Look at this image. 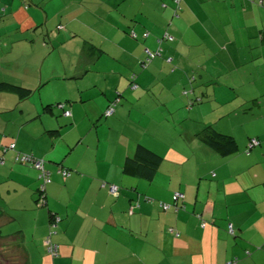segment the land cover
<instances>
[{"label": "crops", "instance_id": "1", "mask_svg": "<svg viewBox=\"0 0 264 264\" xmlns=\"http://www.w3.org/2000/svg\"><path fill=\"white\" fill-rule=\"evenodd\" d=\"M218 2L228 5L229 0ZM237 2L252 18L259 7L264 26V6ZM209 5L214 8L212 0H183L175 16L172 0H0V82L32 91L27 100L0 91V144L45 158L51 178L44 206L36 198L37 171L15 162L13 150L5 153L0 164V231L6 256L21 258L24 264H225L232 257L237 264H264L262 147L253 155L217 158L195 137L201 123L178 133L167 124L169 138L151 145L138 133L116 140L102 134L112 130L124 111L131 114L132 104L151 96V90L163 103L174 98L168 78L174 72H165L164 57L172 56L169 64H181L191 45L205 46L207 40L222 48V36L230 33L216 29L213 35ZM167 26L176 37L163 45L160 60L156 56L149 68H141L144 48L157 49V38ZM145 30L148 35L143 37ZM259 32L264 43V30ZM225 46L235 47L236 42L227 40ZM59 51L66 53L60 63L48 61ZM99 60L109 69L89 76ZM113 67L136 73L138 85L151 90L140 85L130 89ZM231 80L233 86L236 81ZM114 85L126 99L114 117L105 119ZM94 98L96 106H90ZM58 101L70 116L53 107ZM138 143L161 156L150 180L125 169ZM59 163L71 170L69 176L59 173ZM102 181L119 185L121 194L113 197ZM177 191L184 194L185 208L163 211L158 200L171 203ZM194 212L207 222L205 227ZM50 213L61 216L57 227L49 225ZM228 223L233 235L227 232ZM50 233L57 245L55 256L44 244Z\"/></svg>", "mask_w": 264, "mask_h": 264}, {"label": "rangeland", "instance_id": "2", "mask_svg": "<svg viewBox=\"0 0 264 264\" xmlns=\"http://www.w3.org/2000/svg\"><path fill=\"white\" fill-rule=\"evenodd\" d=\"M232 1L229 0L228 5H226L223 2L220 3L221 1L212 0L214 8L209 5V8L212 9L209 23L214 27L213 35L215 36L216 29L219 32L225 29L227 33H230L222 36L224 39V43H221L222 48H219L216 42L207 40L205 46L191 45L190 53H183L182 55L184 57V59L182 58L183 63H168V70L165 72H174L168 77L174 89V98L168 104L163 103V99L156 98V94L152 93L151 88L139 84L145 90H151L149 93L151 96L142 99L138 104L128 99L134 103L132 106H136L131 108V114L124 111L120 120L114 121L111 125L112 130L104 129L102 134L105 138L108 136L110 140H116L122 134L130 137L138 133L143 141L151 145L155 144L157 139L169 138L171 132L165 129L167 124H169L170 129H177L176 133H178L180 130L183 131L182 127L184 126L209 123L213 124L219 131L235 137L238 143V151L235 156H245L243 141L251 136L260 140V145L252 150L251 155L261 147L264 149V48L248 46L251 45V41L247 35V28L254 23L253 21L260 28L262 15L259 7H255L252 18L248 9L241 10L243 8L237 0L233 7ZM242 1H244L245 7L249 6V0ZM217 10L218 15L216 14ZM168 28L170 29L169 26ZM227 40H234L236 46H229L226 49ZM186 41L188 38H184V42ZM165 44L166 42H163L162 49ZM47 46L50 47V44L47 43ZM64 54H66L64 51L54 52L48 61L60 63V58H64ZM160 59L161 56H157L155 60ZM102 60L108 59L104 57ZM100 62L103 61H95L92 64L93 71L89 73L91 74L89 76L98 77L95 71L109 69V67L100 66ZM112 69L117 70L119 75L124 79L126 78L129 83L128 72H123L114 67ZM230 69L232 72H229ZM141 74L142 70L139 71L138 75ZM104 76L106 75H101V77ZM231 78L236 81L233 86L228 84L232 83ZM115 80L112 77V81ZM159 82H161L159 85L163 84L162 80ZM114 87L115 85L112 86L111 90L115 91ZM160 88L162 87L160 86ZM156 89H159V86ZM115 95L116 91L111 99ZM197 98H200L201 101L196 100ZM120 99L124 100L126 96L121 95ZM96 101L94 98L88 102L90 106H96L94 104ZM122 104L123 102L117 104L115 108L117 109ZM114 116L115 114L112 117ZM136 127H138V131L133 130ZM151 130L153 134L150 132ZM260 153L263 154L264 152ZM243 165V168L246 167L244 163ZM12 260L10 264H22L20 259L18 263L12 262ZM0 264H5L1 258Z\"/></svg>", "mask_w": 264, "mask_h": 264}, {"label": "trees", "instance_id": "3", "mask_svg": "<svg viewBox=\"0 0 264 264\" xmlns=\"http://www.w3.org/2000/svg\"><path fill=\"white\" fill-rule=\"evenodd\" d=\"M173 1V6H172V15L178 16L182 6H183V0H172ZM252 3H257V5L259 6H264V0H250ZM27 4H25L24 6H26ZM163 6H165V3H162ZM170 25V23L168 24ZM258 25H255V22L251 24L250 27L247 28V35H248V39L249 41H251V45H248L250 47H260L261 49L264 48V43L262 40H260L261 35L259 31H263L264 30V26L260 25L258 28ZM170 27V26H169ZM143 37H146L148 35V32L145 30L143 33ZM146 34V36H145ZM175 38V35L172 31H170V29L168 28V26L166 28L163 29L162 33L160 34V36H158L157 38V42H158V47L155 50H151L154 53L153 57H151L149 60L147 59V55L145 52V47L144 48V57L142 58V60L140 61V66L141 68H146L150 62L156 57L161 55V48H162V44L163 42H168V41H172ZM161 39V40H159ZM160 48V50L158 49ZM256 50V49H255ZM256 52V51H255ZM168 58H171L170 60H167ZM172 60V56L171 55H167L165 57V61L167 63L171 62ZM135 77H136V73H130L128 76V87L130 89H137L138 88V83L135 81ZM191 81V79H189ZM135 85V87H132V85ZM0 91H7V92H12L18 95V97L22 100V99H26L27 97H29L31 95V90L29 88H26L22 85L19 84H15V83H9V82H0ZM185 92H187L185 90ZM121 93L119 91H116V95L113 99H109L108 104L103 112V116L104 117H108L114 114L115 110H116V106L117 104L120 103L121 101ZM196 100L201 101L200 98H197ZM59 104H63V107H58ZM190 105H193L191 103H189ZM50 107V105H49ZM53 107H55L56 109L60 110L61 113L64 115L63 111L64 110H69L67 108H65V104L64 102L58 101L55 102L53 104ZM112 109V112L110 114H106L107 109ZM70 111V110H69ZM64 116H70V115H64ZM195 137L196 139H198L202 144H204L207 147V150L210 152L209 154H213L214 156H216L217 158H232L235 156V153L238 151V143L235 139V137L231 134L228 133H224L222 131H219L213 124H203L201 125L197 130L194 131ZM252 138L257 139L258 143L256 145L251 144L250 140ZM243 153L245 156H248L253 149H255L257 146L260 145V140L255 137V136H251L248 137V139H245L243 141ZM8 150H13L14 153V161L18 162V163H22V164H26L29 165L31 167H33L36 171H37V180H38V184H37V188H36V193H37V200L38 202H40V204L42 205H47V192H46V188L48 183L51 181L50 178V172L49 170L46 168V160L43 157H38L36 155H34L32 152H24L18 149H15L14 144H0V164H3L5 162V153ZM237 156V155H236ZM26 158V159H25ZM39 159L42 161V165L44 170L47 172V176L45 178H41L39 177V173L40 170L39 168H37L35 166V161ZM161 160V156L158 155L157 153H155L154 151H152L151 149H149L147 146L138 143L136 145L135 151L133 153V155L128 156L126 158L125 161V169H131L132 172L139 177H143L145 179H152L155 171L159 165V162ZM59 165V173L66 177L69 176L71 174V170L68 168H65L62 166L61 163L58 164ZM211 178L214 179V177L216 176L215 172H211L210 174ZM264 185V182H263ZM101 186L105 187L108 192L113 196V197H118L121 194V187L117 184L114 183H108L105 181L101 182ZM114 186L115 187V191L112 192L110 190V187ZM146 200L152 201L153 198L149 197V196H145ZM184 194L180 191L174 192L173 194V202L169 203V202H165L163 200H158V204L161 207V209L163 211H167V210H174V212H177L178 210H182L185 208V204H184ZM136 206H138V202L136 201L135 204ZM165 205H167L166 207H164ZM132 207L133 206H129V212H132ZM195 216L200 220V226L201 227H205L207 222L202 218L200 213L194 212ZM58 217V220L55 221V218ZM61 220V216L57 213H50V217H49V225L54 228L57 227L59 221ZM229 225H231L230 223L227 224V232L231 235L234 234V228L231 225V230H229ZM170 232L174 233L175 235L178 234V231L173 230L172 228H170ZM47 237H49L50 239V243L51 245L54 246V249L51 250L50 249V245L46 243V239ZM2 234L0 231V258L4 260L5 264H10L11 260L12 262L18 263L19 259L22 261V264H24V260L21 258H17L16 256H6L4 254V247L6 245V243L2 242ZM44 244L46 247V250L48 253H50L51 255L55 256L57 255V245L55 243L52 242L51 240V233L48 235H46L44 237ZM247 254H249L247 252ZM11 259V260H10ZM225 264H237V257H232L231 259L227 260Z\"/></svg>", "mask_w": 264, "mask_h": 264}, {"label": "built area", "instance_id": "4", "mask_svg": "<svg viewBox=\"0 0 264 264\" xmlns=\"http://www.w3.org/2000/svg\"><path fill=\"white\" fill-rule=\"evenodd\" d=\"M145 36H146V34H145ZM159 40H161V39H159ZM159 50H160V48H158ZM145 52H146V55H147V59L149 60L151 57H153V55H154V53L152 52V51H150L148 48H145ZM171 58H168L167 60H170ZM132 87H135V85L133 84L132 85ZM58 107H63V104H59L58 105ZM112 112V109L110 108V109H107V111H106V114H110ZM63 113H64V115H70V111L69 110H64L63 111ZM250 142H251V144H253V145H256L257 143H258V141H257V139H255V138H252L251 140H250ZM26 159V158H25ZM35 166L37 167V168H39V170H40V173H39V177H41V178H45L46 176H47V172L44 170V168H43V165H42V161L41 160H39V159H37L36 161H35ZM110 190L112 191V192H114L115 191V187L114 186H111L110 187ZM167 205H165L164 207H166ZM58 220V217H56L55 218V221H57ZM232 228H231V225H229V230H231ZM46 243L47 244H49L50 246V249L51 250H53L54 249V246L53 245H51V243H50V239H49V237H47V239H46Z\"/></svg>", "mask_w": 264, "mask_h": 264}]
</instances>
